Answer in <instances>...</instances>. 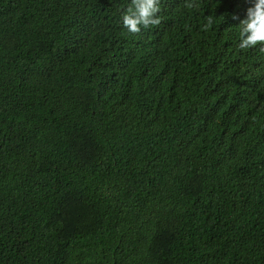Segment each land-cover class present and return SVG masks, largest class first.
Wrapping results in <instances>:
<instances>
[{
    "label": "trees",
    "instance_id": "16d2710c",
    "mask_svg": "<svg viewBox=\"0 0 264 264\" xmlns=\"http://www.w3.org/2000/svg\"><path fill=\"white\" fill-rule=\"evenodd\" d=\"M0 0V264H264V51L244 0Z\"/></svg>",
    "mask_w": 264,
    "mask_h": 264
},
{
    "label": "clouds",
    "instance_id": "9594fccd",
    "mask_svg": "<svg viewBox=\"0 0 264 264\" xmlns=\"http://www.w3.org/2000/svg\"><path fill=\"white\" fill-rule=\"evenodd\" d=\"M246 8L243 18L238 11L231 12V19L240 25L239 48L247 49L260 45L264 51V0H244ZM160 0H131L127 11L122 15L123 26L131 33L160 23L157 13Z\"/></svg>",
    "mask_w": 264,
    "mask_h": 264
}]
</instances>
